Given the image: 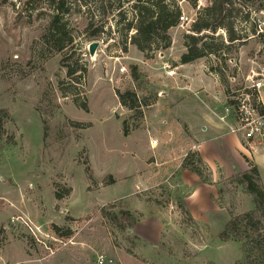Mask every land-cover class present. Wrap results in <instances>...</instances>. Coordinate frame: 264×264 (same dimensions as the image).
Wrapping results in <instances>:
<instances>
[{
	"label": "rangeland",
	"instance_id": "1",
	"mask_svg": "<svg viewBox=\"0 0 264 264\" xmlns=\"http://www.w3.org/2000/svg\"><path fill=\"white\" fill-rule=\"evenodd\" d=\"M54 1L0 0V108L10 111L15 137L0 159V264L243 262L242 242L219 233L254 208L237 175L256 166L264 185V138L232 132L230 106L264 83V0L242 3L234 16L247 42L190 63H181L186 36L210 0H167L185 20L169 30V47L160 39L147 51L131 43L138 0H64L73 41L61 52L42 38L62 0ZM201 34L214 35L215 46L226 38L224 29ZM128 89L149 105L122 106L117 90ZM259 95L264 109V85ZM199 135L212 138L210 166Z\"/></svg>",
	"mask_w": 264,
	"mask_h": 264
},
{
	"label": "trees",
	"instance_id": "2",
	"mask_svg": "<svg viewBox=\"0 0 264 264\" xmlns=\"http://www.w3.org/2000/svg\"><path fill=\"white\" fill-rule=\"evenodd\" d=\"M198 1L188 0L193 7L197 6ZM250 2L252 0H210L208 6L198 11V16L193 22L192 29L196 34L186 36L187 52L182 55L181 63H190L206 54L221 57L222 50L230 51L237 42H247L244 40L245 37L237 31L234 16H238L243 9L244 5H241L242 3L249 4ZM66 9L68 10L65 7V1L62 0L58 7L54 9L55 12L42 37L46 44L59 52L63 51L73 41L62 22ZM135 9L137 10L138 21L135 25L136 32L131 37V43L141 51H147L154 44L159 48L161 40L164 42V49L169 47L171 39L168 32L178 24L182 15L178 3L176 1L167 2V0H144V2L138 0L135 3ZM257 9L264 10V4L257 7ZM131 25H129V28ZM89 28L87 27V30H90ZM219 29L225 30L226 38H221L216 46L213 43H216L218 39L214 35L201 34L208 30L215 34ZM99 32L100 29L92 31V40L96 39ZM74 72H76V69L69 70V74ZM132 76L135 79L138 78L136 67L132 69ZM117 95L120 104L130 110H138L141 105H149L147 101H141L137 93L131 89L125 92L117 90ZM254 95L256 96V92ZM261 112L264 113L263 108H261ZM10 118V111L6 108H0V159L3 157L5 147L15 144V137L8 134L6 129V124ZM126 124V121L123 122V126ZM125 131L128 134L127 129ZM184 166L190 168L199 177L206 179L200 165L187 160ZM258 175L259 169L256 166L251 171H242L237 175L238 183L247 194L253 196L254 208L249 212L232 217L219 233V238L224 242L229 240L242 242V249L246 256L244 261L239 264H264V185L257 183L256 178ZM56 195L59 196L60 194ZM102 213L104 216L107 215L104 209H102ZM123 214L125 220L129 221L130 226L136 224L137 220L132 217L133 215L130 212L126 211Z\"/></svg>",
	"mask_w": 264,
	"mask_h": 264
},
{
	"label": "built area",
	"instance_id": "3",
	"mask_svg": "<svg viewBox=\"0 0 264 264\" xmlns=\"http://www.w3.org/2000/svg\"><path fill=\"white\" fill-rule=\"evenodd\" d=\"M181 20L184 21V17H181ZM121 70L124 72L126 68L124 67ZM263 85L264 83L261 80L254 82L246 92L244 91L231 99L230 106L233 108L232 114L236 122V130H232V132L237 133L236 131H239L248 141L254 142L264 138V113L261 112L263 104L259 99L260 88ZM255 92L256 96L254 95ZM227 110L230 112L231 108H227ZM155 143L156 141H153V147ZM106 262L104 256L99 257V264H105Z\"/></svg>",
	"mask_w": 264,
	"mask_h": 264
},
{
	"label": "crops",
	"instance_id": "4",
	"mask_svg": "<svg viewBox=\"0 0 264 264\" xmlns=\"http://www.w3.org/2000/svg\"><path fill=\"white\" fill-rule=\"evenodd\" d=\"M206 129L208 128L205 126L202 127V131L206 132ZM212 132L213 131H211L210 134H214V132L213 133ZM204 137H205L204 135L197 136V139H203V140L201 141L197 140L198 142L196 144V147H197V150L200 151V154L203 157L205 164L210 166V162L212 161L211 156H210V149L211 148L213 149L214 145H213V142L211 141L212 138H210V140H207L205 139L206 137L205 138ZM208 142L210 143V145L208 144Z\"/></svg>",
	"mask_w": 264,
	"mask_h": 264
},
{
	"label": "water",
	"instance_id": "5",
	"mask_svg": "<svg viewBox=\"0 0 264 264\" xmlns=\"http://www.w3.org/2000/svg\"><path fill=\"white\" fill-rule=\"evenodd\" d=\"M99 46V42L95 41L90 45L89 51L91 55L95 54V51L97 49V47Z\"/></svg>",
	"mask_w": 264,
	"mask_h": 264
}]
</instances>
